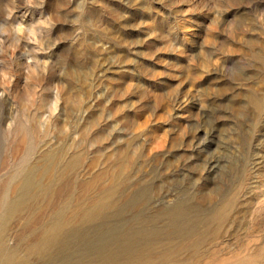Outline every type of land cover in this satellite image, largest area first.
Listing matches in <instances>:
<instances>
[{
  "label": "rangeland",
  "instance_id": "obj_1",
  "mask_svg": "<svg viewBox=\"0 0 264 264\" xmlns=\"http://www.w3.org/2000/svg\"><path fill=\"white\" fill-rule=\"evenodd\" d=\"M6 2L0 264H264V0Z\"/></svg>",
  "mask_w": 264,
  "mask_h": 264
},
{
  "label": "clouds",
  "instance_id": "obj_2",
  "mask_svg": "<svg viewBox=\"0 0 264 264\" xmlns=\"http://www.w3.org/2000/svg\"><path fill=\"white\" fill-rule=\"evenodd\" d=\"M15 3H16V0H11V3H8V2L4 3V11L6 13L4 18L6 20H10L13 17V15L16 13V11L18 10L15 7ZM24 4H25V7H27V8H36L37 7L36 4L34 3V0H24ZM42 5H40V7ZM11 27L14 29L15 34L18 37H23L25 35L26 29L28 28V26H26L22 22L17 23L15 25H11ZM7 28H8V26L0 23V44H3L5 42L4 38L8 36ZM29 35H34V34L30 33ZM21 42L22 41H19V40L17 41V43H21ZM21 54L27 58V56H29L31 54V50L26 47L25 51ZM29 62H31V61L29 60Z\"/></svg>",
  "mask_w": 264,
  "mask_h": 264
},
{
  "label": "bare ground",
  "instance_id": "obj_3",
  "mask_svg": "<svg viewBox=\"0 0 264 264\" xmlns=\"http://www.w3.org/2000/svg\"><path fill=\"white\" fill-rule=\"evenodd\" d=\"M58 223H59V222H58ZM61 223H62V222H60L59 224H61ZM59 224H58V225H59ZM62 225H63V224H62ZM52 227H53V226H52ZM57 228H59V227L57 226ZM53 229H54V228H53ZM53 229H52V230H53ZM62 229H63V227H62ZM49 231H50V230H49ZM61 231H62V230H61ZM44 232H46V231H44ZM47 232H48V231H47ZM52 232H53V231H52ZM50 233H51V232H50ZM50 233H49V234H50ZM53 233H54V232H53ZM59 233H60V232H59ZM64 233H66V232H64ZM57 234H58V233H57ZM40 235H42V234H40ZM47 235H48V234H47ZM42 237H43V235H42ZM42 237H41V238H42ZM44 237H45V236H44ZM41 238H40V239H41ZM54 238H55V237L53 236L51 239L53 240ZM55 240H56V238H55ZM42 241H43V240H42ZM46 241H47V240H45L44 242H46ZM58 241H59V239H58ZM51 242H52V241H51ZM54 242H56V241H54ZM59 242H60V241H59ZM61 242H63V241H61ZM64 242H65V241H64ZM40 244H41V243H40ZM43 244H44V243H43ZM43 244H41V245H43ZM46 244H47V243H46ZM46 244H45V245H46ZM60 244H61V243H60ZM37 247H38V246H37ZM42 247H43V246H42ZM42 247H41V248H42ZM48 247H50V246H48ZM60 248H61V247H60ZM60 248H59V249H60ZM52 249H53V248H52ZM34 250H35V249H34ZM48 250H49V249H48ZM55 250H56V249H55ZM55 250H53V251H55ZM42 251H44V249H43ZM46 252H47V250L44 251L43 253H46ZM39 253H40V252H39ZM41 253H42V252H41ZM48 253H49V252H48ZM46 254H47V253H46ZM47 255H48V254H47ZM47 255H46V256H47ZM42 256H43V254H42ZM47 259H48V258H47ZM13 261H14V260H13ZM9 264H10V263H9ZM14 264H15V263H14Z\"/></svg>",
  "mask_w": 264,
  "mask_h": 264
}]
</instances>
